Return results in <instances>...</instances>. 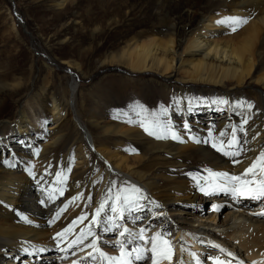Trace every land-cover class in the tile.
Instances as JSON below:
<instances>
[{
  "label": "bare ground",
  "instance_id": "obj_1",
  "mask_svg": "<svg viewBox=\"0 0 264 264\" xmlns=\"http://www.w3.org/2000/svg\"><path fill=\"white\" fill-rule=\"evenodd\" d=\"M52 1L63 7L69 0ZM223 1L228 6L227 14L219 12L217 16L202 19L182 39L176 28L162 33L160 27L154 26L127 35L120 49L109 53L110 65L125 64L130 72L158 74L162 80L179 82L173 92L168 86L164 87L171 98L169 103L163 104L160 120L156 121L170 124L180 139H172L171 133H163L168 136L165 139H157L149 131L142 134L143 120L129 118L119 122L122 138L108 148L103 138L92 137L90 129L84 127L82 137L103 165L100 184L92 186V192L97 191V194L92 193L90 215L84 224L74 231L71 229L72 233L58 237L63 227L56 224L54 215L66 202L63 197L69 189L70 171L61 167L50 172L52 177L60 176L52 185L48 184L50 177L41 173L45 167L40 164L45 148L57 140L52 138V129L57 126L55 123L58 126L65 123L57 98L49 95L47 87L43 86L44 106L34 98L26 102L28 112L21 107L12 123L0 120V131H9L8 137L0 138V264H113L87 247L96 236L100 238L97 246L108 256L119 255L116 241H122L128 251L136 247L148 250L144 260L133 264H152L150 238L156 233L161 234L162 240L170 241L173 250L171 261L161 259L159 264H215L213 257L228 261L224 264H238V261L264 264V197H234L214 190L216 184L227 183L223 178H209L210 172L242 176L264 151V11L255 15L250 7H236L243 4V0ZM245 1L252 6L260 2ZM230 16L246 18L248 22L236 31H232L234 25L217 23ZM12 28L15 29L13 21ZM22 83L18 80L14 83L15 92L21 91ZM182 84L186 87L182 88ZM70 92L73 97L74 89ZM73 109L76 112L74 106ZM4 112L6 107L1 105L0 118ZM46 119L54 122L47 129L43 128ZM43 130L48 132L43 133ZM153 130L155 123L150 131ZM135 132L141 137L140 141L160 145L163 151L173 154L170 158L157 154L162 165L154 174L141 173L140 163H145L148 157L125 142V136ZM48 136L52 140L47 141ZM234 136L237 143L230 146L229 141ZM221 148L223 150H219ZM77 152L80 156H75V165L91 157L87 148L86 153L82 149ZM233 152L239 155L225 154ZM242 179L252 177L242 176ZM132 185L141 189L146 197L140 200L143 210L134 214L142 218L133 220L126 216L117 223L133 233L144 229L146 242H128L127 237L118 234L122 229L103 231L107 226L103 223L104 213L98 218L101 223H92L95 210L105 201V211L115 215L108 211L113 203L109 197L121 189L130 190ZM155 187L160 189L153 192ZM88 201L86 194L74 201L62 214L63 218L80 214ZM207 201L212 204L204 208ZM223 201L230 202L225 210L221 209ZM180 202L188 205L180 206ZM21 215L28 220L21 219ZM89 230L93 235H87ZM172 233L177 237L170 238ZM78 239L82 242L72 243ZM162 240L158 243L167 250ZM216 245L226 252H221ZM227 252L233 255L230 257ZM21 255L24 258L18 263L15 260Z\"/></svg>",
  "mask_w": 264,
  "mask_h": 264
},
{
  "label": "rangeland",
  "instance_id": "obj_2",
  "mask_svg": "<svg viewBox=\"0 0 264 264\" xmlns=\"http://www.w3.org/2000/svg\"><path fill=\"white\" fill-rule=\"evenodd\" d=\"M236 7H250V12L256 15L264 11V0L256 6L243 0V4ZM227 9L223 0H69L63 7L52 0H0V106L6 107L0 120L12 123L21 107L28 112L26 102L34 98L44 106L43 86L47 87L49 95L57 98L65 120L62 126L55 123L57 126L52 129V138L57 140L45 148L41 159L43 163L40 162L45 165L42 176L50 177L48 184L51 185L60 176L52 177L50 172H56L61 167L70 171L69 189L65 190L63 197L66 202L54 214L57 216L60 213L55 219L56 224L63 227L60 232L69 228L74 231L86 222L93 204L92 193L97 194V191L92 192V186L100 184L103 162L82 137L81 130L89 128L91 136L103 138L108 148L122 138L119 134L120 121L140 117L150 131L156 120H160L163 104L169 103L171 98V93L164 87L168 86L173 92L179 85L173 79H160L158 74L130 72L125 64L110 65L107 59L109 53L117 52L127 35L154 26L160 27L162 33L176 28L179 39H182L202 19L223 12L227 14ZM12 21L15 29L12 28ZM149 74L158 79L151 78ZM17 80L23 82L20 92L14 90ZM244 86L249 88L248 83ZM70 89L75 91L73 97L70 96ZM53 123L46 119L43 128L47 129ZM142 129V134L148 132L145 127ZM46 131L43 130V133ZM8 133V129L0 131V138ZM49 136L47 141L52 140ZM140 138L135 132L125 136V142L148 157L145 163H140L141 173L154 174L162 165L157 154L166 158L173 154L163 151L164 147L160 145L151 146L149 141H140ZM148 138L151 139V136ZM85 147L91 157L86 161L83 158L82 164L75 165V156H80L77 151L82 149L86 153ZM157 189L160 187L152 191ZM85 194L89 196V201L84 210L64 219L62 214L74 204L73 197H78V200ZM50 196L59 199L56 195ZM223 202L221 209L225 210L230 202ZM211 204L207 201L203 207L208 208ZM179 205L186 206L188 203L180 202ZM73 221L77 222L72 224ZM69 232L72 233L70 230L64 235ZM169 237L177 236L172 233ZM23 256L15 261L22 263L19 260Z\"/></svg>",
  "mask_w": 264,
  "mask_h": 264
},
{
  "label": "snow or ice",
  "instance_id": "obj_3",
  "mask_svg": "<svg viewBox=\"0 0 264 264\" xmlns=\"http://www.w3.org/2000/svg\"><path fill=\"white\" fill-rule=\"evenodd\" d=\"M248 20L246 18L238 17V16H230L225 17L220 21H217V23L224 24L229 23L231 25H234L232 27V31H236L238 27H240L243 24H246ZM251 107V105H249ZM247 121H245L246 123ZM142 127H145V130L148 131V128L145 125H141ZM187 127V125H185ZM163 133H171L172 139H180V137L172 131L171 125L168 123L161 124L159 121L155 122V130L149 131L150 135H154L157 139H165L168 138L167 135ZM237 143V140L235 136L232 138V140L229 141V145ZM215 147V145H213ZM219 150H223L222 148ZM226 155H239L238 152L233 153H225ZM236 163H239L240 161H235ZM59 175V174H58ZM251 175L252 179H242L243 177H247ZM242 176H230L227 172H220V173H209L210 179L215 178H223L224 181L227 183L224 184H216V187L214 190H220L224 191L226 193H230L232 196H248V197H254V198H260L264 197V151H261L259 156L253 163L244 170L242 173ZM203 190V189H202ZM111 191V190H110ZM132 194H128V193ZM63 194V193H61ZM78 197H73V201H75ZM113 201L111 206L109 207L108 211L115 215H108V212L105 211V206L107 204V201L100 204V206L95 210V215L92 218V223L99 224L101 223L100 217L101 213H104L105 219L103 221L104 224L107 226L103 228V231L105 232H111L115 231L117 229H122L119 231L120 237H127L128 242L135 241V240H144L145 235L144 229H140L139 233H133L130 228L127 226H124L122 224L117 223L118 220H123L125 217H131L133 220L139 219V216H135V213H139L143 210L144 205L140 203L141 199H146V197L143 196L142 190L139 189L136 185H132L131 189H121L120 192H118L115 196L109 197ZM41 203H44L41 201ZM63 211V210H62ZM60 213H57V218L59 217ZM264 214V213H262ZM21 219L27 221L28 218L26 216L21 215ZM82 219V218H78ZM77 221H73V224H75ZM71 228L65 229L64 232L70 231ZM64 232L57 233V236H63ZM89 236L93 235L91 230H89L88 234ZM86 239L87 237H83ZM99 237L96 236L92 239L91 244L87 245V247H91L95 252L99 253V256L101 259H107L110 262H113V264H133L134 261H140L145 259V252L148 251L147 249H144L142 247H136L133 248L131 251H128L125 248V244L122 241H116L117 244H119V255L118 256H108L107 253L103 252L97 245L99 241ZM162 240V236L160 233H156L154 236L150 238L151 241V261L152 264H159V261L161 259H167L171 261L172 259V248H171V242L168 240H162L164 245H167V250L160 247L159 241ZM82 240H74L72 243L77 244L81 243ZM71 246V245H70ZM215 247L220 248L219 245H216ZM183 251V249H182ZM221 252H226L225 249L220 248ZM89 256L92 255L90 252L88 254ZM228 256H232L233 254L231 252H227ZM215 261V264H223L222 261L219 260L218 257L212 258ZM238 264H243V261H238ZM253 264H256L254 261Z\"/></svg>",
  "mask_w": 264,
  "mask_h": 264
},
{
  "label": "water",
  "instance_id": "obj_4",
  "mask_svg": "<svg viewBox=\"0 0 264 264\" xmlns=\"http://www.w3.org/2000/svg\"><path fill=\"white\" fill-rule=\"evenodd\" d=\"M17 19H19V20H20L19 16H17Z\"/></svg>",
  "mask_w": 264,
  "mask_h": 264
}]
</instances>
